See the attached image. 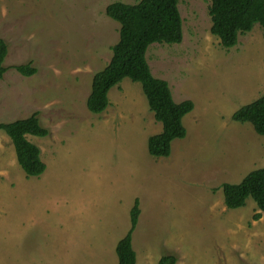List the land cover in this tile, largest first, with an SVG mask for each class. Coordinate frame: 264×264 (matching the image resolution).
Instances as JSON below:
<instances>
[{
    "label": "rangeland",
    "instance_id": "obj_1",
    "mask_svg": "<svg viewBox=\"0 0 264 264\" xmlns=\"http://www.w3.org/2000/svg\"><path fill=\"white\" fill-rule=\"evenodd\" d=\"M115 1L0 0L7 44L0 79V122L38 112L47 136L27 135L47 165L27 176L11 138L0 129V264H118L116 245L131 226L136 264H264V213L249 197L227 208L223 183L264 167V134L233 113L264 93L260 24L223 47L210 31V0H179L181 43H153L147 59L173 99H190L187 134L168 157L148 139L162 130L142 84L124 78L101 113L87 107L95 73L112 58L120 24L106 14ZM31 63L24 76L13 66Z\"/></svg>",
    "mask_w": 264,
    "mask_h": 264
},
{
    "label": "trees",
    "instance_id": "obj_2",
    "mask_svg": "<svg viewBox=\"0 0 264 264\" xmlns=\"http://www.w3.org/2000/svg\"><path fill=\"white\" fill-rule=\"evenodd\" d=\"M209 15L212 25L210 31L220 39L223 47H233L239 34L252 30L260 24L264 37V0H210ZM179 0H139L130 4L115 1L106 7V14L120 24L119 40L112 47L110 62L95 73L91 92L87 98V107L93 113L105 111L109 105L108 93L124 78L140 82L146 95L149 108L158 122L161 132L148 139V151L154 157H168L172 142L184 138L187 129L184 117L193 111L194 103L190 99L176 102L173 99L169 83L153 75L147 50L153 43H181L183 40L182 17L178 8ZM7 44L0 38V79L10 67L5 66ZM24 76L36 74L37 68L31 63L13 66ZM233 120L250 122L258 134H264V93L256 100L241 106L233 115ZM0 129L11 138L16 158L27 176L39 177L47 169L41 157V149L32 143L27 135L47 136L44 127L34 112L28 117L10 122H0ZM224 202L227 208L235 209L245 205L251 197L258 206L254 219L264 213V167L250 171L239 183H223ZM139 199L130 210L131 226L127 234L116 245L118 264H136L137 254L133 248V232L140 215ZM174 255H164L158 264H175Z\"/></svg>",
    "mask_w": 264,
    "mask_h": 264
}]
</instances>
